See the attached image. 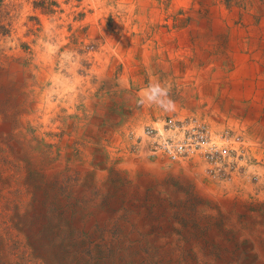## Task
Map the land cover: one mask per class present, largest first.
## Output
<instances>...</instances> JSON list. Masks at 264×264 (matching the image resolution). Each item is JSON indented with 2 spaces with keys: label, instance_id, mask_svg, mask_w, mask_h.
<instances>
[{
  "label": "rangeland",
  "instance_id": "1",
  "mask_svg": "<svg viewBox=\"0 0 264 264\" xmlns=\"http://www.w3.org/2000/svg\"><path fill=\"white\" fill-rule=\"evenodd\" d=\"M0 264H264V0H0Z\"/></svg>",
  "mask_w": 264,
  "mask_h": 264
},
{
  "label": "built area",
  "instance_id": "2",
  "mask_svg": "<svg viewBox=\"0 0 264 264\" xmlns=\"http://www.w3.org/2000/svg\"><path fill=\"white\" fill-rule=\"evenodd\" d=\"M142 136L149 140L154 154L175 160L204 150L209 143L205 125L198 127L193 120L174 116L148 125Z\"/></svg>",
  "mask_w": 264,
  "mask_h": 264
}]
</instances>
